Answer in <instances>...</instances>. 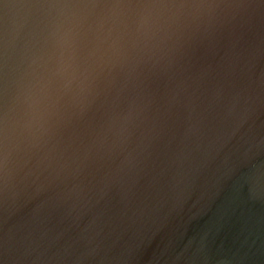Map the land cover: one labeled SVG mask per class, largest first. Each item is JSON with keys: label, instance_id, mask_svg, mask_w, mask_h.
<instances>
[{"label": "water", "instance_id": "water-1", "mask_svg": "<svg viewBox=\"0 0 264 264\" xmlns=\"http://www.w3.org/2000/svg\"><path fill=\"white\" fill-rule=\"evenodd\" d=\"M32 2L0 0V41ZM168 11L165 52L117 69L43 143L6 144L0 264H264V0Z\"/></svg>", "mask_w": 264, "mask_h": 264}, {"label": "clouds", "instance_id": "clouds-1", "mask_svg": "<svg viewBox=\"0 0 264 264\" xmlns=\"http://www.w3.org/2000/svg\"><path fill=\"white\" fill-rule=\"evenodd\" d=\"M172 0H33L23 36L0 41L11 71V103L0 102L5 146L43 143L82 111L117 69L134 71L165 52L179 24Z\"/></svg>", "mask_w": 264, "mask_h": 264}]
</instances>
